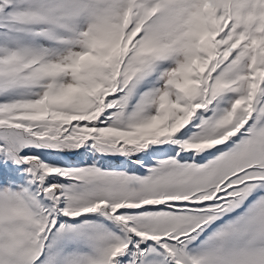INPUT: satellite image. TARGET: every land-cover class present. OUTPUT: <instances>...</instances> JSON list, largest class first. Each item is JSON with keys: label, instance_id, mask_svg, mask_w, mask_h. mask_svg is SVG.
I'll list each match as a JSON object with an SVG mask.
<instances>
[{"label": "snow or ice", "instance_id": "obj_1", "mask_svg": "<svg viewBox=\"0 0 264 264\" xmlns=\"http://www.w3.org/2000/svg\"><path fill=\"white\" fill-rule=\"evenodd\" d=\"M0 264H264V0H0Z\"/></svg>", "mask_w": 264, "mask_h": 264}]
</instances>
